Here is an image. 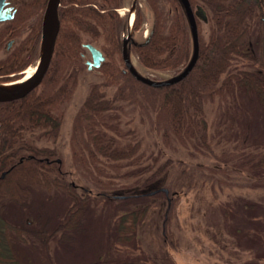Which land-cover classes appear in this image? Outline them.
<instances>
[{
    "label": "trees",
    "instance_id": "trees-1",
    "mask_svg": "<svg viewBox=\"0 0 264 264\" xmlns=\"http://www.w3.org/2000/svg\"><path fill=\"white\" fill-rule=\"evenodd\" d=\"M166 1L172 10L168 23L158 0H143L151 14L148 35L137 41L132 32L124 52L128 12H119L124 6L123 0H60L59 30L41 82L22 97L0 101V264H26L8 246L7 232L17 240L30 239L46 247L55 231L76 225L91 200L115 196L105 192L79 195L76 185L67 177L58 150L40 143L43 140L55 142L58 137L65 104L87 68L82 55L83 44L98 43L105 59L96 67L101 80L89 84L72 118L69 149L74 167L99 189H111L116 178L139 175L146 169L130 166L137 164L141 156L138 152L140 138L135 129L121 126V118L126 114L149 116L169 146L177 141L195 152L223 159L212 150L205 104L215 99L224 100L226 95L239 91L264 109V25L261 19L264 0H188L195 14L198 55L186 76L174 83L153 86L127 68L126 60L131 53L147 69L174 70L175 74L190 62L194 43L186 4L184 0ZM46 3L47 0H28L18 5L10 22L30 19L29 31L15 50L1 60L5 73L17 72L36 62ZM139 3L137 0L134 6V31L145 16ZM202 19L207 21L206 34L201 29ZM254 23L258 24L255 45L259 50V68L234 71L232 65L238 58L255 59L252 54L255 46H251L248 38ZM25 45L29 46L25 48ZM17 77L18 73L2 79ZM106 86L114 87L110 97H106L103 90ZM234 165L253 174L256 181L264 180V153L245 155ZM2 172H5L3 176ZM41 190H60L72 201L65 220L51 229V217L41 218L43 203L34 205V195ZM166 197L169 204L176 200V196ZM169 208L170 205L165 226ZM10 210L15 212L7 217ZM25 210L31 213L27 215ZM147 210V205H140L119 214L114 225V240L123 245H135L138 225ZM163 238L173 245L171 232L165 231Z\"/></svg>",
    "mask_w": 264,
    "mask_h": 264
},
{
    "label": "rangeland",
    "instance_id": "rangeland-1",
    "mask_svg": "<svg viewBox=\"0 0 264 264\" xmlns=\"http://www.w3.org/2000/svg\"><path fill=\"white\" fill-rule=\"evenodd\" d=\"M158 3L168 23L172 15L170 4L166 0ZM130 4L131 0H123L124 6L119 12L129 13ZM139 5L145 12L144 19L137 30L130 25L126 31L127 34L135 32L137 41L147 36L151 24V14L143 0ZM257 25L254 23L248 34L251 46H255L252 53L255 59L240 57L232 70L259 68V50L255 45ZM201 29L207 33L206 19L201 20ZM92 44L100 48L98 43L92 41ZM82 52L84 61L91 60L87 48L83 47ZM129 58L135 72L146 78L163 80L176 73L147 69L139 64L134 53ZM100 80L97 68L83 70L65 104L56 141L40 143L58 150L67 177L76 185L79 195L105 192L110 196H133L165 187L169 198L176 196V200L169 204L162 191L140 197L91 200L76 225L55 231L46 247L30 239L17 240L7 232L8 246L14 253L26 264H264V180L256 181L253 174L234 165L245 155L264 153V109L257 101L237 91L226 95L224 100L205 104L212 150L223 159L195 152L177 141L167 145L149 116L138 113L122 116L121 126L135 129L140 138L141 156L137 164L130 166L146 169L139 175L116 178L113 188L103 190L74 167L69 149L72 118L89 84ZM103 90L110 97L114 87L106 86ZM40 202L43 203L41 218L51 217L50 229L65 220L66 210L72 203L60 190H41L34 195V205ZM140 205H147L148 210L138 225L135 245L117 243L113 235L117 216ZM12 211L6 216H12ZM25 213L31 212L25 210ZM165 231L172 233L173 245L163 238Z\"/></svg>",
    "mask_w": 264,
    "mask_h": 264
},
{
    "label": "water",
    "instance_id": "water-1",
    "mask_svg": "<svg viewBox=\"0 0 264 264\" xmlns=\"http://www.w3.org/2000/svg\"><path fill=\"white\" fill-rule=\"evenodd\" d=\"M137 0H132L131 3V8H134L135 3ZM186 4V8L188 11L189 19H190V24H191V30H192V36H193V43H194V52L193 56L190 60V62L186 65V67L179 73L172 75L169 78L163 79V80H154L151 78H146L144 76H141L137 72H135L134 67L131 65V63L128 61L129 58L126 60V65L127 68L133 72L137 77L142 79L143 81L147 82L148 84H151L153 86H161V85H167L174 83L180 79H182L186 74L191 70L192 66L194 65L197 55H198V35H197V26H196V21H195V14L194 11L192 10L188 0H184ZM4 0H0V4H3ZM60 0H47L45 10H44V15H43V24H42V41H41V48H42V43L44 42V52L42 55V58H40L41 54V48H40V54L38 61L36 63V70L34 71V74L30 80L25 82V84L15 90L14 92H0V101H6V100H12L15 98H19L27 94L29 91H31L33 88H35L42 80L48 66L51 60V56L53 53L54 49V44L56 40V36L59 30V18H58V6H59ZM199 10L202 11V8H198ZM9 10V9H7ZM197 13V12H195ZM129 17V16H128ZM1 19V18H0ZM263 23H264V17L262 18ZM128 24H129V19H128ZM131 34V33H130ZM130 34H127L123 38V49L124 52H126V46L128 43V40L130 38ZM147 39V38H146ZM84 47L87 48V50L90 52L91 60H87V68L92 69L95 67H98L102 61H104L105 56L102 50L98 47H96L92 43H85ZM7 81H0V83H4ZM60 161V159H58ZM5 172L1 173V176L4 175ZM158 190L164 191L166 195H168V189L163 187L160 189H155L150 192L149 194H152ZM126 195H115V197H125Z\"/></svg>",
    "mask_w": 264,
    "mask_h": 264
},
{
    "label": "flooded vegetation",
    "instance_id": "flooded-vegetation-1",
    "mask_svg": "<svg viewBox=\"0 0 264 264\" xmlns=\"http://www.w3.org/2000/svg\"><path fill=\"white\" fill-rule=\"evenodd\" d=\"M27 1L28 0H4V3L0 4V81H5L2 78L6 76H14L16 73H18L19 75V77L17 78H21L23 76V73H25L27 67L32 64L31 63L27 65L22 70H19L17 72L13 71L8 74L4 72V64L1 61L9 53L15 50L16 46L19 45V43L26 37L29 31L27 22L30 19H27L26 22H10L14 19L17 13L18 5ZM263 17H261V19ZM28 46L29 45H25V48H27Z\"/></svg>",
    "mask_w": 264,
    "mask_h": 264
},
{
    "label": "bare ground",
    "instance_id": "bare-ground-1",
    "mask_svg": "<svg viewBox=\"0 0 264 264\" xmlns=\"http://www.w3.org/2000/svg\"><path fill=\"white\" fill-rule=\"evenodd\" d=\"M128 11H129L128 19H129V23L131 24L134 19V8H130ZM43 52H44V42L42 43L40 58H42ZM35 70H36L35 67L32 69L31 68L27 69L21 78L17 80L0 83V92H3V93L14 92L15 90L21 88L25 84V82H27L28 80L32 78Z\"/></svg>",
    "mask_w": 264,
    "mask_h": 264
}]
</instances>
